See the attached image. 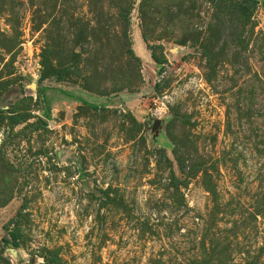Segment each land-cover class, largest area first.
<instances>
[{"label":"rangeland","instance_id":"1","mask_svg":"<svg viewBox=\"0 0 264 264\" xmlns=\"http://www.w3.org/2000/svg\"><path fill=\"white\" fill-rule=\"evenodd\" d=\"M252 1L0 0V264H264Z\"/></svg>","mask_w":264,"mask_h":264},{"label":"trees","instance_id":"2","mask_svg":"<svg viewBox=\"0 0 264 264\" xmlns=\"http://www.w3.org/2000/svg\"><path fill=\"white\" fill-rule=\"evenodd\" d=\"M246 3H250V5H255L256 4V1H252V0H244ZM242 12L244 13V15L245 14H247L248 15V7H246V8H242ZM12 238L14 239V241H15V236H12ZM14 246H17V243H14L13 244Z\"/></svg>","mask_w":264,"mask_h":264},{"label":"water","instance_id":"3","mask_svg":"<svg viewBox=\"0 0 264 264\" xmlns=\"http://www.w3.org/2000/svg\"><path fill=\"white\" fill-rule=\"evenodd\" d=\"M158 123H159L158 121L155 122V126H153V129H156V126H157Z\"/></svg>","mask_w":264,"mask_h":264}]
</instances>
